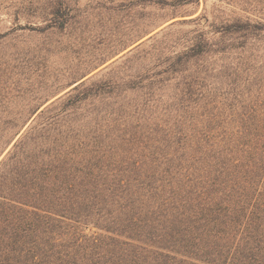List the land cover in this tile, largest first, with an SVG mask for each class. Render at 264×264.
Returning a JSON list of instances; mask_svg holds the SVG:
<instances>
[{"label":"trees","instance_id":"16d2710c","mask_svg":"<svg viewBox=\"0 0 264 264\" xmlns=\"http://www.w3.org/2000/svg\"><path fill=\"white\" fill-rule=\"evenodd\" d=\"M220 33L219 53L244 56L264 23ZM211 49L42 111L0 109V264H264V54L211 83L194 69Z\"/></svg>","mask_w":264,"mask_h":264},{"label":"rangeland","instance_id":"374dc122","mask_svg":"<svg viewBox=\"0 0 264 264\" xmlns=\"http://www.w3.org/2000/svg\"><path fill=\"white\" fill-rule=\"evenodd\" d=\"M57 6L58 17L53 14ZM58 20L66 24L63 29L39 30ZM233 20L264 23V0L187 5L176 0H0V35H7L0 39V70L20 65L2 77L0 109L43 104L42 111L80 83L120 82L158 72L201 39L212 49L194 69L208 68L211 83L225 81L223 66L243 57L260 61L264 54V39L246 41L252 51L244 56L219 53L223 44L232 43L220 30ZM17 80L20 93L12 83Z\"/></svg>","mask_w":264,"mask_h":264}]
</instances>
